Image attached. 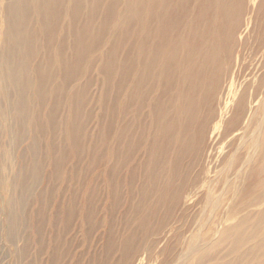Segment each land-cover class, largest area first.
Returning a JSON list of instances; mask_svg holds the SVG:
<instances>
[{
  "label": "bare ground",
  "instance_id": "6f19581e",
  "mask_svg": "<svg viewBox=\"0 0 264 264\" xmlns=\"http://www.w3.org/2000/svg\"><path fill=\"white\" fill-rule=\"evenodd\" d=\"M0 4V73L42 48L81 158L28 211V264H264V0Z\"/></svg>",
  "mask_w": 264,
  "mask_h": 264
},
{
  "label": "rangeland",
  "instance_id": "374dc122",
  "mask_svg": "<svg viewBox=\"0 0 264 264\" xmlns=\"http://www.w3.org/2000/svg\"><path fill=\"white\" fill-rule=\"evenodd\" d=\"M1 14L2 6L0 7V28L3 30ZM33 18L28 24V29L34 33L36 17ZM1 33L0 31V37ZM38 34L45 36L40 32ZM43 42L45 44L44 38ZM57 53V44H55L51 50V57L55 58ZM1 60L0 44V63ZM41 63L44 69L48 60L46 62L42 48H38L32 58L28 60L24 58V62H19L15 75L7 77L0 73V168L2 167L0 169V264L29 263L31 256L28 249V211L37 207L40 192L45 195L49 190L50 182L53 188L62 187L71 167L81 162V158L64 138L66 123L71 118L73 104L68 90L57 91L61 79V68L55 65L54 76L49 78L47 85L43 86L39 84L38 75L35 72V67ZM4 85L9 86L10 92H4L2 88ZM90 90L94 92V87H90ZM56 93L60 95L55 104ZM55 106L53 123L57 124L58 134L50 130L41 133L39 126L32 121L36 120L48 125L49 114ZM86 126L92 128V122L87 121ZM34 144H37L35 156L31 152ZM33 158L42 163L40 177L30 180L29 172L26 175L30 182L29 187L25 193L22 191L17 193L14 187L24 178L21 173L25 169V164L33 166ZM21 199L25 203L22 209H20L23 206V203L20 204ZM13 217L20 222L18 228L10 227ZM19 256L22 263H19Z\"/></svg>",
  "mask_w": 264,
  "mask_h": 264
}]
</instances>
